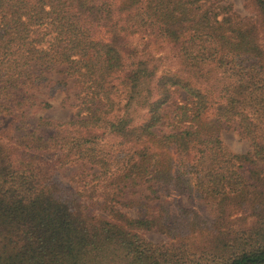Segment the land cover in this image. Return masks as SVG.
Returning <instances> with one entry per match:
<instances>
[{"label": "trees", "instance_id": "1", "mask_svg": "<svg viewBox=\"0 0 264 264\" xmlns=\"http://www.w3.org/2000/svg\"><path fill=\"white\" fill-rule=\"evenodd\" d=\"M247 4L255 23L213 0H0V264H264V0ZM50 74L75 89L67 121L30 116ZM74 165L83 190L60 179ZM138 186L213 216L116 209ZM98 194L108 217L87 212Z\"/></svg>", "mask_w": 264, "mask_h": 264}, {"label": "rangeland", "instance_id": "2", "mask_svg": "<svg viewBox=\"0 0 264 264\" xmlns=\"http://www.w3.org/2000/svg\"><path fill=\"white\" fill-rule=\"evenodd\" d=\"M218 7H225L228 12L236 14L240 19L244 21H250L255 23L256 18L253 10L248 6L247 0H213ZM106 38V37H104ZM261 45L264 47V42L261 40ZM151 54L155 56L156 59H160L163 65H161L162 70L166 68H174L175 60H173L172 52L170 50V46L165 43H158L151 45ZM48 83L44 84V86L40 90V98L46 100L50 103L51 107L48 109H39L30 111V116L33 117H45L51 120L58 121H67L72 118L74 114V94L75 89L72 86V81L68 80L67 86L62 87L58 84H55L56 81H60L62 77L58 74H50L47 76ZM178 96L176 95V98ZM220 138L222 142L228 147V149L233 153H245L250 149L249 143L247 140L242 138L238 132V128L235 123H232L230 126L225 127L220 132ZM5 142L4 139L0 137V143ZM80 169H82L80 167ZM79 170V166L74 165L71 167H67L64 171L60 173V179L63 184L78 188L83 190L82 184L75 182L73 177ZM91 174H88L87 177L81 181L84 183H88L86 185V189L89 190L91 186H95V181L90 182ZM101 192L102 188L98 187ZM151 191L146 188V186H138L134 189L125 188L121 197L118 199L120 204H115L116 209H120L124 213H126L130 217H138L139 215H143L147 212V215L156 214V207L167 206L171 212L176 211L178 207L184 208H194L201 215H203L207 219H211L213 216L212 209L197 200L192 198H188L187 196H179L170 194L169 196L159 195V197H154V194L150 193ZM132 200L133 202H137L139 204H144V206H149L153 208L152 210L145 211V207H132L125 206L124 203ZM85 205L87 206V212L96 217H108V211H103L99 204L103 202V197L101 195H94L89 197L85 195L84 197ZM138 233L146 240L151 241L153 243L166 242L167 238L165 235L156 232V231H138Z\"/></svg>", "mask_w": 264, "mask_h": 264}]
</instances>
